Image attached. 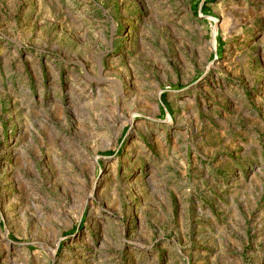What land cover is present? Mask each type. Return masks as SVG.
<instances>
[{
	"label": "rangeland",
	"instance_id": "rangeland-1",
	"mask_svg": "<svg viewBox=\"0 0 264 264\" xmlns=\"http://www.w3.org/2000/svg\"><path fill=\"white\" fill-rule=\"evenodd\" d=\"M0 264H264V0H0Z\"/></svg>",
	"mask_w": 264,
	"mask_h": 264
}]
</instances>
